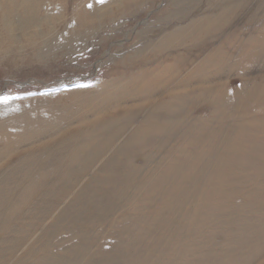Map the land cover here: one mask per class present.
<instances>
[{
    "label": "bare ground",
    "instance_id": "obj_1",
    "mask_svg": "<svg viewBox=\"0 0 264 264\" xmlns=\"http://www.w3.org/2000/svg\"><path fill=\"white\" fill-rule=\"evenodd\" d=\"M142 1L107 0L93 7L79 2L63 36L53 38L44 52H38L44 47L38 42L64 17L47 7L48 0H0V30L12 41L13 54L51 64L59 54L73 59L78 50H97L140 14ZM252 1L223 0L210 6V14L197 13L190 24L162 32L161 39L130 54L127 70L70 91L67 102L50 115L26 118L0 132V244L9 243L7 248L26 256L64 232L59 224L52 229L55 223L72 221L82 215L79 205L95 202L84 194L91 181L83 176L96 166L107 173L128 154L144 158V148L164 147L182 136L196 146L206 140L205 134L216 133L210 126H229L235 132L264 126V74L257 80L249 73L253 65L264 66L263 6L233 25L234 16ZM113 5V12L105 10ZM183 13L185 18L190 11ZM17 32L23 36L20 44ZM231 73L241 79L236 88L227 82ZM202 102L211 117L191 118L193 107ZM258 111L262 117L255 116ZM80 178L86 185L76 189ZM4 258L0 255V264ZM22 258H15L16 264Z\"/></svg>",
    "mask_w": 264,
    "mask_h": 264
},
{
    "label": "rangeland",
    "instance_id": "obj_2",
    "mask_svg": "<svg viewBox=\"0 0 264 264\" xmlns=\"http://www.w3.org/2000/svg\"><path fill=\"white\" fill-rule=\"evenodd\" d=\"M81 1L101 5L99 0H48L47 7L64 17L38 42L44 46L38 52L63 36ZM147 1L140 3L139 15L97 50H78L73 59L59 52L51 64H34L29 55L13 54L12 41L0 30V132L26 118L50 115L67 102L70 91L127 70L130 54L161 39L162 32L190 24L193 15L210 14V6L223 0ZM257 5L264 8V0H253L234 16L233 25L247 19ZM183 11H190L189 16L184 18ZM14 35L20 44L23 36ZM261 70L264 66L253 65L249 73L258 80ZM229 79L233 88L241 80L234 73ZM206 106H194L191 118L209 119L213 113ZM255 116L262 117L261 111ZM210 127L216 133L205 134L206 140L196 146L182 136L164 147L144 148L148 159L128 154L106 174L96 166L83 176L94 185L84 194L95 202L79 205L82 215L72 221L55 223L52 229L59 224L64 232L46 239L45 247L35 253L25 256L7 248L9 243L0 244L3 264H16L15 258L22 257L18 264H264V126L242 127L245 133L230 131L229 126ZM85 178L77 181L76 189L83 187ZM54 209L58 214L59 207Z\"/></svg>",
    "mask_w": 264,
    "mask_h": 264
},
{
    "label": "snow or ice",
    "instance_id": "obj_3",
    "mask_svg": "<svg viewBox=\"0 0 264 264\" xmlns=\"http://www.w3.org/2000/svg\"><path fill=\"white\" fill-rule=\"evenodd\" d=\"M99 2L103 3V2H104V0H99ZM89 6H91V5H89Z\"/></svg>",
    "mask_w": 264,
    "mask_h": 264
}]
</instances>
